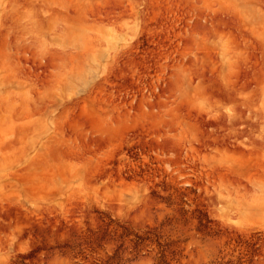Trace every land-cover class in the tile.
<instances>
[{
    "label": "rangeland",
    "instance_id": "rangeland-1",
    "mask_svg": "<svg viewBox=\"0 0 264 264\" xmlns=\"http://www.w3.org/2000/svg\"><path fill=\"white\" fill-rule=\"evenodd\" d=\"M110 222L264 264V0H0V264H73Z\"/></svg>",
    "mask_w": 264,
    "mask_h": 264
},
{
    "label": "trees",
    "instance_id": "trees-1",
    "mask_svg": "<svg viewBox=\"0 0 264 264\" xmlns=\"http://www.w3.org/2000/svg\"><path fill=\"white\" fill-rule=\"evenodd\" d=\"M109 239L120 241L113 253H107L105 256H98L96 253L99 248H105V242ZM86 243H90L88 249L91 255L87 253L83 241H79L72 248L76 259L73 264H119L123 260V252L131 247V251H139L147 244L155 243L158 246L156 264H178L173 262L174 250L171 249L173 241L163 239V236L157 232L155 227H148L144 230H135L130 226L116 223L112 227V223L100 230L99 234L94 238L87 239Z\"/></svg>",
    "mask_w": 264,
    "mask_h": 264
}]
</instances>
